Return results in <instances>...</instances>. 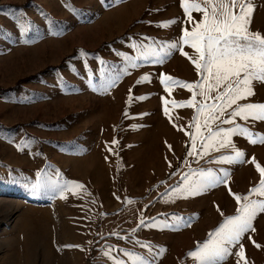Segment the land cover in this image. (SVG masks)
I'll return each instance as SVG.
<instances>
[{"label":"rangeland","instance_id":"obj_1","mask_svg":"<svg viewBox=\"0 0 264 264\" xmlns=\"http://www.w3.org/2000/svg\"><path fill=\"white\" fill-rule=\"evenodd\" d=\"M243 2L264 37V0ZM191 16L181 0H0V264H199L190 253L236 214L229 189L264 201L249 195L264 121L224 123L237 105L264 104V82L222 115L198 113L225 86L209 91L188 58L198 54L181 38L203 13ZM165 75L203 88L168 91ZM236 125L255 143L225 138ZM209 128L221 135L200 155ZM208 171L222 182L181 193ZM252 224L218 264H245L241 245L247 264H264V213Z\"/></svg>","mask_w":264,"mask_h":264},{"label":"snow or ice","instance_id":"obj_2","mask_svg":"<svg viewBox=\"0 0 264 264\" xmlns=\"http://www.w3.org/2000/svg\"><path fill=\"white\" fill-rule=\"evenodd\" d=\"M181 6L189 20L192 19L191 12L193 10L203 13L202 21L196 23L191 32L185 30L181 38L183 44H190L198 54L196 58H188L201 76L207 73L204 76L205 81H214L213 84L208 85L209 91L221 85L225 86L224 91L214 98L221 101L220 104H201L197 108V112L204 113L207 110L209 113H213L218 111L222 115L225 107H230L238 100L254 95L251 86L254 80L264 82V37L259 33H251L248 27L253 10L252 5L244 3L243 0H204V4L201 6L200 3L181 0ZM234 9H239V11L235 12ZM170 47H176V45L172 44ZM181 54L187 56V53H184L182 49ZM168 82L180 85L190 91L194 88H203L202 84H181L180 81H175L172 77L165 75L162 83L168 91H170ZM200 94L204 95L203 92ZM195 95L196 93H193V97ZM164 103L167 105L168 102ZM194 103V99L186 102L187 106H193ZM173 106H177L175 101H173ZM180 106H184V104L182 103ZM164 111L167 114L168 108L165 107ZM234 117H240L245 121L249 118L264 121V104L237 105L236 109L231 112L230 118L224 123H233L232 118ZM217 118L215 115H210L205 121V127L209 120ZM196 119V117L193 118V126L196 128V134L192 136L193 150L196 147L197 136L200 135V125L196 123ZM208 132L207 143H202L203 151L199 153L200 155L205 154L213 145L215 138L221 135L219 131L212 132L211 128L208 129ZM235 134L243 135L255 143L254 140H251L253 134L240 125L226 130L224 137L227 138ZM261 142L264 143V139ZM220 146H223V142ZM232 147L235 152L234 158L242 159L244 153L236 149L234 145ZM189 155H192V152H189ZM222 159L230 160L232 158L224 157ZM252 163L255 164L261 179L258 187L250 189L249 195L257 193L264 197V167L256 163L254 158ZM200 176L203 179L195 183L188 182L186 177V183L180 190L181 193L192 195L208 185L222 182L211 171L202 172ZM76 187L82 186L76 185ZM229 191L238 204L236 214L227 217L216 231L210 234L212 238L208 242L203 246H198L196 251L190 253L199 261V264H218V261L229 254L231 245L237 243L246 232L255 231L252 222L258 213H264V201L250 200L247 195L241 197L231 193L230 189ZM256 246L259 247V245ZM238 256L247 264L242 245ZM136 259L140 261V264H150L140 257ZM116 264H121V262L117 261Z\"/></svg>","mask_w":264,"mask_h":264}]
</instances>
